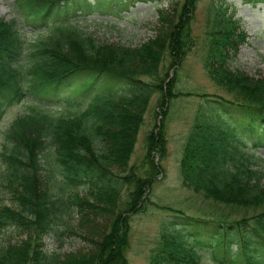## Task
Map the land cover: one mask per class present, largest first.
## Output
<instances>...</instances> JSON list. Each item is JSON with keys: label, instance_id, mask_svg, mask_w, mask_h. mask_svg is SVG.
I'll list each match as a JSON object with an SVG mask.
<instances>
[{"label": "trees", "instance_id": "16d2710c", "mask_svg": "<svg viewBox=\"0 0 264 264\" xmlns=\"http://www.w3.org/2000/svg\"><path fill=\"white\" fill-rule=\"evenodd\" d=\"M157 1L162 0H15L13 9L23 22L44 32L30 44L15 20L0 19V121L27 94L53 101L60 89L80 95L94 92L79 115L34 112L14 119L4 133L1 179L13 206L0 209V226L20 231L23 239L0 246V264H127L130 216L144 209V195L160 174L152 155L162 160L166 154L164 123L176 94L173 82H166L163 63L179 65L194 47L191 26L198 0H165L171 5L157 11L160 27L155 38L136 48L100 43L77 25L81 11L118 17L137 3ZM218 7L206 22L202 67L232 100L216 101L223 117L211 109L214 119L202 116L194 125L180 175L185 187L207 200L259 213L238 220L180 217L195 231L186 238L164 237L148 264H200L202 250H211L220 264H264V172L250 168L243 152L246 141L264 148V77L230 69L248 35L222 5ZM155 94L162 110L154 114L159 122L146 134L141 164L129 169ZM49 145L55 148L54 164L45 167L40 158ZM115 170H127L128 175L119 177ZM124 185L130 190L123 199ZM75 188L86 191L85 197L74 200L79 213L105 218L106 230L85 253L59 256L44 249V239L62 235L59 229L69 201L62 194ZM214 252L222 254V260Z\"/></svg>", "mask_w": 264, "mask_h": 264}, {"label": "rangeland", "instance_id": "374dc122", "mask_svg": "<svg viewBox=\"0 0 264 264\" xmlns=\"http://www.w3.org/2000/svg\"><path fill=\"white\" fill-rule=\"evenodd\" d=\"M176 1L173 0L171 4ZM14 2L15 0H0V19L16 20L19 32L26 43L30 44L44 32L26 25L18 11L13 9ZM170 5L169 1L165 0L137 3L128 11L120 13L118 17L100 16L95 11H81L82 16L79 18L77 27L100 43L136 48L155 38L156 29L160 27L157 11L167 9ZM219 5H222L226 15H230L233 20L239 22L241 29L248 35L247 42L241 46L236 58L229 63L230 69L242 71L252 77H264V3L250 5L241 0H198L191 26L194 47L179 65L170 66L168 62L163 63L165 65L163 73L168 74L166 82H173V91L176 94L169 101L168 114L164 123L166 154L162 160H159L157 155H152L153 164L159 166L160 174L155 177L151 190L144 195V198L148 197L144 209L130 216L127 245L124 251L127 264H148L150 257L166 236L175 235L186 238L192 234L195 229L187 225L186 221L180 217L207 221L238 220L259 213V211L226 208L207 200L202 194H197L185 187L180 175V160L194 125L202 119V116L205 119H214L213 114L223 117L216 101L232 100L225 89L216 86L208 78L202 67L208 41L206 22ZM143 80L152 82L149 78H143ZM58 92L60 93H55L57 96L53 101H50V98L47 101L42 97L27 94L21 102L8 108L0 121V149L4 133L17 117L34 112L65 118L76 116L85 111L88 99L94 95V92L80 95L67 88L60 89ZM157 98L158 94H155L149 100L144 123L139 129L133 154L129 160V169L141 164L145 155L146 134L154 130V125L159 122L154 117L155 113L158 115L159 111L162 112L156 103ZM211 109H214L213 114ZM245 144L246 149L243 152L249 157L251 163L248 166L256 171L264 172V148L259 145L254 146L251 141H246ZM53 152H55L53 146L49 145L45 148L40 158L43 166L48 167L54 164ZM2 171L3 167L0 163V209L3 206H13L10 196L3 187ZM114 173L119 177L128 175L127 170H115ZM128 190L130 186L124 185L121 191L123 199ZM62 195L65 201L69 200L64 222L59 229L62 235L45 237L44 249L59 256L85 253L90 250L92 241L101 239L106 230L107 220L90 213L87 217L84 215L85 212L79 213L74 200L77 197L86 196L84 189L66 190ZM21 239L23 235L20 231L0 226V246L7 243L15 244ZM230 248L233 253L237 250L235 245ZM199 254L200 264H220L213 258L211 250H202ZM214 255L222 260V254L214 252ZM237 261L241 263L240 259Z\"/></svg>", "mask_w": 264, "mask_h": 264}]
</instances>
